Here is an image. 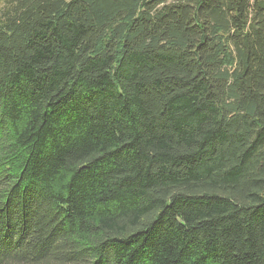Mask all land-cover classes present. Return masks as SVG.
<instances>
[{
    "label": "trees",
    "instance_id": "1",
    "mask_svg": "<svg viewBox=\"0 0 264 264\" xmlns=\"http://www.w3.org/2000/svg\"><path fill=\"white\" fill-rule=\"evenodd\" d=\"M0 264H264V0H6Z\"/></svg>",
    "mask_w": 264,
    "mask_h": 264
},
{
    "label": "rangeland",
    "instance_id": "2",
    "mask_svg": "<svg viewBox=\"0 0 264 264\" xmlns=\"http://www.w3.org/2000/svg\"><path fill=\"white\" fill-rule=\"evenodd\" d=\"M6 0H0V10L3 8V5H4V2H5Z\"/></svg>",
    "mask_w": 264,
    "mask_h": 264
}]
</instances>
